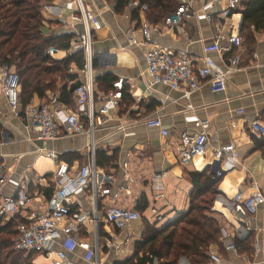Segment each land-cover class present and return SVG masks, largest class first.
<instances>
[{"label": "crops", "instance_id": "obj_1", "mask_svg": "<svg viewBox=\"0 0 264 264\" xmlns=\"http://www.w3.org/2000/svg\"><path fill=\"white\" fill-rule=\"evenodd\" d=\"M210 1H214V7L204 9L203 5ZM85 4L89 11L99 14L102 22V28L94 32L95 76L112 73L117 81L124 78L125 91L134 102L127 107L122 100L110 119L96 126L94 135L76 134L44 141L38 137L28 111L47 101L52 94L46 99L34 96L26 114L22 116L9 107L0 86V154L3 157L0 176L8 179L0 186V193L14 194L17 191L15 184L20 182L27 185L29 191L41 201H46L44 195L32 192L31 188L38 185L50 187L47 183L52 169L58 170L65 163L75 170L87 163L92 144L96 151L107 150L109 155L118 150V159L112 165L98 168L99 180H104V187L110 190L105 195L99 194V217L111 206L136 209L142 195L147 198L148 208L140 219L124 229L100 222V240H116L120 244L119 249L109 250L110 257H106L105 253L102 257L104 264H115L133 254L134 243L144 229L143 216L151 223L162 226L188 211L193 184L186 172L209 169L216 173L218 163L214 150L233 144L238 161L221 177V193L215 199L214 209L221 213L223 227L237 231L241 240H251V252L248 249L240 251L239 248L237 252L228 251L226 245L229 238L222 239L225 254L218 249L213 252L219 256V264H264V204L252 215L248 229L240 219L245 215L232 203L238 191L250 194L254 183L264 192V153L256 148L252 137L259 135L249 128L258 113L264 116V33L257 34L253 53L243 46L225 55L210 53L222 69L227 68L235 53L240 54L241 68L228 75L225 91L214 92L205 82L190 97H186L182 91L168 85L153 84L148 74L144 50L133 41V38L139 41L143 38V25L148 22L146 13H140L137 20L133 18L131 10L126 8L123 13H118L114 3L107 0H85ZM221 4V0H195L192 16L179 26L170 27L165 21L153 25L152 43L173 49L184 48L200 59L204 56L205 45L213 42L215 33L206 15L220 11ZM74 6L75 0H54L46 5L48 9H44V15L49 21L46 24L47 34L75 32L59 23L61 17L69 18L73 14ZM82 28V25H77L76 30L82 31ZM67 53V50H58L54 58H63ZM198 64L201 62L198 61ZM72 70L80 73L77 67ZM98 87L95 92L97 112L99 94L106 92L103 91L107 89L106 82L100 80ZM70 108L78 110L75 102ZM240 108L244 109V113H237ZM154 117L162 118V128L169 131L167 136L161 133L162 128H150L139 122L143 118ZM134 120L138 123L131 124ZM196 120L210 123L207 153L183 163L178 149L179 136L183 130L194 128ZM52 151L56 152L57 158L52 159ZM68 152L80 153L86 162H69L60 158ZM155 174L160 175L157 183L162 185L161 190L155 189ZM94 202L90 193H83L73 206L82 209L83 215H89ZM153 209L160 215L158 220L154 218ZM93 232L94 224L87 221L76 235L84 241H92ZM87 252L77 245L73 252H69V257L76 263L88 264Z\"/></svg>", "mask_w": 264, "mask_h": 264}, {"label": "built area", "instance_id": "obj_2", "mask_svg": "<svg viewBox=\"0 0 264 264\" xmlns=\"http://www.w3.org/2000/svg\"><path fill=\"white\" fill-rule=\"evenodd\" d=\"M242 2L243 0H221V10L206 15L207 20L213 24L215 33L213 42L205 45L204 56L200 59L184 48L173 49L153 44L154 27L149 22H145L142 40L133 38V41L144 50L147 71L153 84L168 85L172 89L182 91L186 97H190L205 82L210 84L214 92L225 91L228 75L241 68L240 54H234L227 68L222 69L210 53L218 52L225 55L242 46L243 14L240 10ZM178 3L177 11L164 20L170 27L179 26L194 12L195 0H178ZM214 5V1H210L204 4L203 8H212ZM74 7L73 14L69 18L61 17L59 23L62 27L72 28L75 31L70 51L81 48L86 55L84 67L79 71L81 83L76 87L73 95L78 110H73L62 102L58 93L52 94L47 101L29 108L31 123L38 137L44 141L76 134L94 135L96 126L110 119L124 96L125 81L124 78H120L115 84V89L99 94L100 106L98 112L96 111L94 32L102 28V22L98 13L87 9L85 0H75ZM127 8L129 10L139 8L140 13L144 14L148 10V5L134 0L127 5ZM44 9L47 10L48 7L45 5ZM77 25H82V31L76 30ZM57 52L58 49L55 47L47 50V53L53 57ZM198 61L201 64H198ZM0 86L9 107L14 113L19 114L21 77L14 67L0 66ZM262 109L264 110V106ZM237 113H244V109H238ZM139 122L150 128L163 126L161 117L143 118ZM135 123H138L137 120L131 124ZM209 125L208 121L196 120L194 128L185 129L180 133L178 149L183 163H189L196 157L206 155L210 141ZM249 128L259 136L264 135L262 113H258L250 122ZM161 133L167 136L169 131L162 128ZM90 152L88 162L75 170H71L65 163L58 170L52 169V176L47 184H53L55 191L46 201H41L29 191L27 185L20 182H16L17 191L14 194L0 193V216L5 220L16 218L18 222V233L13 239V246L16 250L27 254L35 253L33 264H80L69 257V252H73L77 245L88 250L86 256L88 264H104L103 254L110 257L109 250L119 249L120 244L116 240H103V242L100 240V222L124 229L141 218V213L135 208L119 206L109 207L99 217V194L105 195L110 190L104 187V180H99L94 144L90 146ZM214 155L218 163L216 174L219 178L234 168L238 161V153L233 144L217 147ZM50 156L52 159L58 157L55 151L50 152ZM2 161L3 157L0 154V164ZM159 176V174L154 175V186L155 189L161 190L162 185L157 183ZM6 181H8L7 177L0 176V186ZM83 193H90L95 200L89 215H83L82 209H72L78 196ZM232 203L245 215L240 219L249 229L252 215L257 212L260 205L264 204V192L257 183H254L250 194L242 190L238 191L232 198ZM153 212L157 214L156 209H153ZM87 221L94 224L92 241H84L76 235ZM222 233V239H230L226 249L237 252L238 247L234 241L235 238H239L237 231L233 232L225 226ZM211 258L217 263L220 261L219 256L214 252ZM153 264H159V260L155 258ZM180 264L191 263L187 257H182Z\"/></svg>", "mask_w": 264, "mask_h": 264}, {"label": "trees", "instance_id": "obj_3", "mask_svg": "<svg viewBox=\"0 0 264 264\" xmlns=\"http://www.w3.org/2000/svg\"><path fill=\"white\" fill-rule=\"evenodd\" d=\"M54 0H0V66L14 67L21 77L20 114H26L27 106L34 96L41 99L50 94H59V99L70 107L74 106V91L81 83L80 73L86 61L83 49L70 51L74 32L47 34V19L44 7ZM114 3V9L123 13L127 5L134 0H107ZM147 4L146 19L152 25L163 22L166 17L175 13L179 7L178 0H139ZM243 14L241 29L242 46L250 53L256 48L257 34L264 33V0H243L240 6ZM133 18L139 20V8L131 10ZM52 21H50L51 23ZM55 47L67 50L63 58H54L47 50ZM236 54V53H235ZM94 68L97 62H93ZM104 80L109 91L115 89L117 78L112 73L96 77L95 87L99 89V81ZM101 90V89H100ZM123 103L127 107L134 101L125 91ZM96 96V94H95ZM1 128V126H0ZM256 148L264 153V135H252ZM69 162L81 160L84 156L77 152H68L60 156ZM118 159V150L109 155L107 150L96 151L98 168H107ZM187 176L193 184L190 194V207L175 219L157 226L147 218H143L144 229L141 237L134 243L133 254L118 260L115 264H153L155 258L159 264H180L182 257H187L191 264H219L211 258L218 249L225 254L222 215L214 209L216 197L221 193L219 184L221 178L211 170L187 171ZM49 199L55 191V186L38 185L31 188ZM35 193V192H34ZM148 208V201L142 195L136 210L141 214ZM72 209L78 207L72 206ZM16 218L5 220L0 216V264H33L35 253L27 254L16 250L13 239L18 233ZM240 251L251 252V240L234 239Z\"/></svg>", "mask_w": 264, "mask_h": 264}, {"label": "rangeland", "instance_id": "obj_4", "mask_svg": "<svg viewBox=\"0 0 264 264\" xmlns=\"http://www.w3.org/2000/svg\"><path fill=\"white\" fill-rule=\"evenodd\" d=\"M154 213H155V212H154ZM159 217H160V215H157V214H155V216H154V218H155L156 220H158ZM142 218H145V216H143Z\"/></svg>", "mask_w": 264, "mask_h": 264}]
</instances>
